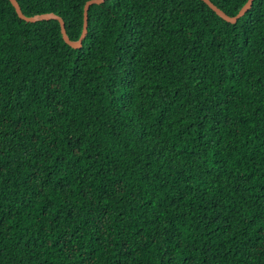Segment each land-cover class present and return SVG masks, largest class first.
<instances>
[{"label": "trees", "instance_id": "trees-1", "mask_svg": "<svg viewBox=\"0 0 264 264\" xmlns=\"http://www.w3.org/2000/svg\"><path fill=\"white\" fill-rule=\"evenodd\" d=\"M85 1L17 0L71 40ZM87 24L0 0V264H264V0Z\"/></svg>", "mask_w": 264, "mask_h": 264}, {"label": "water", "instance_id": "water-1", "mask_svg": "<svg viewBox=\"0 0 264 264\" xmlns=\"http://www.w3.org/2000/svg\"><path fill=\"white\" fill-rule=\"evenodd\" d=\"M12 6L14 7L17 15L19 18L33 22L40 19H56L59 22L60 26V32L63 40L70 45L73 48H79L82 45V39L85 37L87 33V18H88V9L91 4H99L102 3L105 0H86L83 4V11H82V29L81 33L77 40H71L65 29L64 20L63 18L54 13V12H44V13H38L34 15H26L22 12L19 3L17 0H9ZM205 2L214 12H216L220 17H222L224 20L234 23L237 21V19L242 16L252 5L253 0H246L243 5L238 9V11L234 15L226 14L222 9H220L217 5H215L211 0H202Z\"/></svg>", "mask_w": 264, "mask_h": 264}]
</instances>
